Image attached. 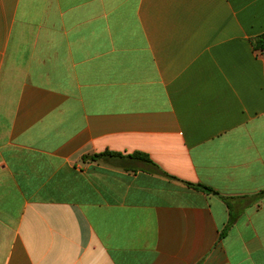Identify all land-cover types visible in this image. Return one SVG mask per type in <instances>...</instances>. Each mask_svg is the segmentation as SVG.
Listing matches in <instances>:
<instances>
[{
	"label": "crops",
	"instance_id": "obj_1",
	"mask_svg": "<svg viewBox=\"0 0 264 264\" xmlns=\"http://www.w3.org/2000/svg\"><path fill=\"white\" fill-rule=\"evenodd\" d=\"M260 35L264 0H0V264H264Z\"/></svg>",
	"mask_w": 264,
	"mask_h": 264
},
{
	"label": "trees",
	"instance_id": "obj_2",
	"mask_svg": "<svg viewBox=\"0 0 264 264\" xmlns=\"http://www.w3.org/2000/svg\"><path fill=\"white\" fill-rule=\"evenodd\" d=\"M252 47L255 51H259L260 53H264V35L257 36L251 40ZM103 156H108L112 158H116L119 160L124 161H141L147 165L148 169L152 173H161L160 169L149 159V157L143 153H132L128 155H122L121 153H111V152H105L98 155H94V158H100ZM191 185V184H188ZM193 187L199 188L203 191H211V189L206 188L201 185H191ZM223 234H221L222 238Z\"/></svg>",
	"mask_w": 264,
	"mask_h": 264
},
{
	"label": "water",
	"instance_id": "obj_3",
	"mask_svg": "<svg viewBox=\"0 0 264 264\" xmlns=\"http://www.w3.org/2000/svg\"><path fill=\"white\" fill-rule=\"evenodd\" d=\"M90 158V157H89Z\"/></svg>",
	"mask_w": 264,
	"mask_h": 264
}]
</instances>
